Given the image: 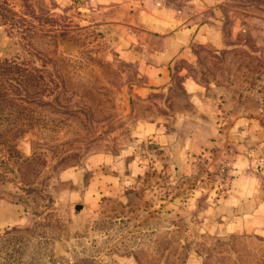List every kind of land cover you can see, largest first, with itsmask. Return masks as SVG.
I'll use <instances>...</instances> for the list:
<instances>
[{"label":"rangeland","instance_id":"374dc122","mask_svg":"<svg viewBox=\"0 0 264 264\" xmlns=\"http://www.w3.org/2000/svg\"><path fill=\"white\" fill-rule=\"evenodd\" d=\"M118 1L0 0V264H264V235L206 219L240 147L264 174V0H209L218 42L132 98L141 40Z\"/></svg>","mask_w":264,"mask_h":264},{"label":"crops","instance_id":"0c3cea01","mask_svg":"<svg viewBox=\"0 0 264 264\" xmlns=\"http://www.w3.org/2000/svg\"><path fill=\"white\" fill-rule=\"evenodd\" d=\"M208 2L209 0L118 1L116 5L126 8L125 23L139 32L137 36L141 40L135 47L132 43L128 52L134 55L137 48L135 55L142 57L137 69L139 79L130 85L131 98L135 92L144 93L142 95L145 97L151 91L168 90L172 85L170 78L176 67V59L192 56V43L218 42L219 34L215 31L216 28L210 26L206 16L211 11ZM180 84L185 88L189 82L183 80ZM190 86L193 88L195 85ZM220 129V123L211 125L206 128L207 135H199L197 139V134L191 131L184 133L187 138L179 150L183 152L182 155L187 156L212 147ZM229 130L234 132L236 145L241 146L238 144L243 132L240 119L233 122ZM240 151L241 147L236 151V161L230 164L229 171L232 175L226 194L216 201L210 200L206 212H210L211 217L206 213V219H210L211 224L217 223L222 232L264 235V174H255L252 170L241 171L237 164L242 156Z\"/></svg>","mask_w":264,"mask_h":264},{"label":"trees","instance_id":"16d2710c","mask_svg":"<svg viewBox=\"0 0 264 264\" xmlns=\"http://www.w3.org/2000/svg\"><path fill=\"white\" fill-rule=\"evenodd\" d=\"M16 64L10 60L4 59L3 61H0V79L5 78H13V74H15ZM1 83V82H0Z\"/></svg>","mask_w":264,"mask_h":264},{"label":"water","instance_id":"95a60500","mask_svg":"<svg viewBox=\"0 0 264 264\" xmlns=\"http://www.w3.org/2000/svg\"><path fill=\"white\" fill-rule=\"evenodd\" d=\"M3 48H4V47L0 46V52L3 51ZM81 207H82L81 205H76V206L74 207V210L77 211V210H79Z\"/></svg>","mask_w":264,"mask_h":264}]
</instances>
